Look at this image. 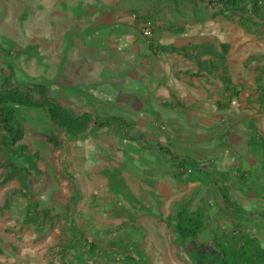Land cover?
<instances>
[{"label": "crops", "instance_id": "1", "mask_svg": "<svg viewBox=\"0 0 264 264\" xmlns=\"http://www.w3.org/2000/svg\"><path fill=\"white\" fill-rule=\"evenodd\" d=\"M225 1L50 5L51 40L38 51L44 84L76 114L122 119L120 126L92 123L80 138L66 136L65 163L79 166L82 158L90 168L83 172L87 185L97 189L122 178L134 194L144 191L134 204L125 198L123 205L124 197L114 194L107 198L113 216H136L131 222L139 229L131 230L148 231L158 219L167 228L160 218L186 207L203 209L208 231L222 223L233 227L229 217L216 219L228 216L230 207L264 213V193L246 191L264 177V17L253 14L251 0H241L237 9L219 4ZM258 5L264 13V0ZM146 22L152 24L150 40L141 35ZM67 176L74 194L77 179ZM240 192L249 194L239 205L234 198ZM212 242L206 239L208 246Z\"/></svg>", "mask_w": 264, "mask_h": 264}, {"label": "rangeland", "instance_id": "2", "mask_svg": "<svg viewBox=\"0 0 264 264\" xmlns=\"http://www.w3.org/2000/svg\"><path fill=\"white\" fill-rule=\"evenodd\" d=\"M55 1L65 2H61L62 6L67 4L66 0H0V71L4 70L5 74H9L12 68L14 80L18 83H34L32 78L47 80V76H44L45 72L40 71L44 63L38 57V51L50 43L51 20L55 16L50 5ZM50 93L56 98L57 95L52 93L51 89ZM58 100L71 108L64 100ZM26 128V139L31 148L40 151L38 166L44 171V176L33 181V194L30 195L29 200L24 197V194H28L27 190L22 188L18 180L0 187V252L2 253L0 264H195L196 254L206 248V239L212 240L214 234L219 233L218 235L221 236L224 231L235 233L230 223H222L215 231L211 230L213 225H210L211 229L208 231V227L205 228L200 238L187 239L184 242L186 247L184 250L178 244L177 236L165 228L164 224H159V219L154 226L149 225L148 231L131 230V227L139 229L137 224L133 223L135 226H132L131 222L132 217L136 218V216L124 217V214L113 216L114 209L106 208L109 206L107 198L112 199L114 194L120 198L124 197L123 205L125 198L127 202L134 204L142 200L143 190L140 189L134 194L122 178L112 181L109 187H105L106 190L97 189L96 184L87 185L83 172L90 171V168L82 165L84 162L82 158L78 163L79 166L73 167L65 163L66 135L60 134L63 148L60 150L47 143L42 137L34 136L36 132L45 134L51 131L53 126L48 122L41 120L36 124L27 125ZM110 154L107 156L108 160L112 157ZM9 155L10 153L5 150L0 156V182L7 168H4L2 163L6 162ZM68 174H73L77 179V186L82 187L80 193L83 200L77 205H73L70 199L73 192ZM82 177H84L83 181ZM247 188L246 191L251 194L264 193V177L257 178L256 182L249 184ZM19 191L24 196L15 195L9 208H5L6 198ZM248 194L240 192L234 199L240 205L241 199L245 200ZM148 195L150 192L147 193ZM31 202L37 203L39 208L47 209L51 214V221L40 224V228L26 224L25 211ZM71 209L76 213H72ZM228 212L230 216L219 215L216 219L222 217L224 221L227 217H232L233 225L241 223L246 229V234L257 237L264 246V228H260V224L264 223V217L260 213L250 214L248 209L237 207H230ZM143 215L146 216L147 212ZM114 217L128 219V224L120 225L117 222L122 221L115 220ZM212 218L214 219V216ZM160 220L163 221L164 217L162 216ZM71 226L82 232L89 243L94 244L95 252L90 244L83 243L85 246L79 242L75 244L78 236L72 233ZM99 226L103 227L100 231L97 230ZM161 227L164 228L163 236L159 233ZM62 246L68 249V253L66 250L62 252ZM20 248L19 256L17 253ZM122 254L131 255L136 260L128 259L130 257L127 258ZM208 255L211 261L217 256L213 252ZM40 256H43V262H38ZM50 257L52 261L48 262L47 259Z\"/></svg>", "mask_w": 264, "mask_h": 264}, {"label": "trees", "instance_id": "3", "mask_svg": "<svg viewBox=\"0 0 264 264\" xmlns=\"http://www.w3.org/2000/svg\"><path fill=\"white\" fill-rule=\"evenodd\" d=\"M225 2L227 4L224 2L219 4L227 9H237V4L240 5L241 0H226ZM251 2L253 14L257 17H264L263 10H259V0H251ZM10 71L9 74H5L4 70L0 71V156L5 153V150L10 153L6 162L2 163L4 168H7L2 175L0 187L13 180H18L28 194L24 196L21 191L10 194L6 198L5 208H9L15 195L21 194L29 200L30 195L33 194V181L44 175L37 165L41 157L40 151L33 150L26 139L27 125L36 124L41 120L48 122L53 126L51 131L45 134L36 132L34 135L42 137L47 143L60 149L59 134L76 139L83 136L92 123L99 126H120L122 124L120 118L99 119L91 113L76 114L51 95L50 87L44 84L47 83L45 80L18 83L14 80L12 68ZM71 178L74 177L71 176ZM73 185L74 196L71 201L77 205L81 200V193L75 182ZM227 203L230 204V200H227ZM232 205L235 206V204ZM28 207L25 211L26 224L40 228V224H47L51 221L50 212L47 209L37 210L38 204L33 202ZM228 216H230L229 213ZM261 216L264 217V213ZM208 218L209 216L205 215L203 209L199 208L193 212L186 207L177 214L165 218L163 222L177 236L178 244L185 250L184 242L187 239H198L204 233L208 226ZM233 228L235 233L224 231L221 236L218 235L219 233L214 234L213 244L209 247L206 245L202 252L196 254L195 264H264V246L261 245L259 239L247 235L241 223L233 225ZM73 234L79 237V244H89L82 232H75L74 229ZM90 246L95 252L94 244L90 243ZM211 252L217 254L212 261L208 257ZM122 255L136 260L131 255Z\"/></svg>", "mask_w": 264, "mask_h": 264}, {"label": "built area", "instance_id": "4", "mask_svg": "<svg viewBox=\"0 0 264 264\" xmlns=\"http://www.w3.org/2000/svg\"><path fill=\"white\" fill-rule=\"evenodd\" d=\"M141 34L145 39H152L153 37V29L152 24L150 22H146L141 27Z\"/></svg>", "mask_w": 264, "mask_h": 264}, {"label": "clouds", "instance_id": "5", "mask_svg": "<svg viewBox=\"0 0 264 264\" xmlns=\"http://www.w3.org/2000/svg\"><path fill=\"white\" fill-rule=\"evenodd\" d=\"M142 35V34H141ZM65 135V134H64ZM58 136V135H57ZM67 136V135H66ZM59 138H60V134H59V136H58ZM58 149V148H57ZM60 150H63V148H62V145H61V148H60ZM38 165V164H37ZM42 172L44 173V171L42 170ZM189 172H191V171H189ZM44 176V175H43ZM42 178V177H41ZM40 178V179H41ZM35 179H37V178H35ZM73 191H74V189H73ZM74 196V195H73ZM74 205V204H73ZM42 209H45V208H42ZM50 215V217H51V214H49ZM52 219V218H51ZM73 228V229H72ZM75 229V227H73V226H71V230H72V233H73V230ZM77 229V228H76ZM78 230V229H77ZM79 231V230H78ZM77 231V232H78ZM76 236V235H75ZM214 237V236H213ZM78 240H79V237L77 238ZM88 241V240H87ZM89 243V242H88ZM90 244V243H89ZM92 244V243H91ZM70 248H71V246H70ZM2 254V253H1Z\"/></svg>", "mask_w": 264, "mask_h": 264}]
</instances>
